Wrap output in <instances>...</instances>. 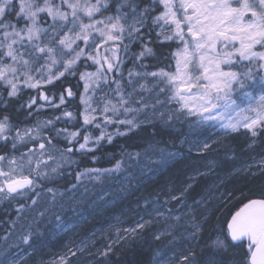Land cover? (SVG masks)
Segmentation results:
<instances>
[{
  "label": "snow or ice",
  "instance_id": "obj_1",
  "mask_svg": "<svg viewBox=\"0 0 264 264\" xmlns=\"http://www.w3.org/2000/svg\"><path fill=\"white\" fill-rule=\"evenodd\" d=\"M178 125L218 132L186 134L190 151L223 153L179 181ZM230 137L248 160L229 175L264 177V0H0V264H28L66 230L76 190L116 174L122 192L158 180L134 226L39 264H126L135 250L147 264H264V192L215 226L212 202L234 193L196 192L236 156Z\"/></svg>",
  "mask_w": 264,
  "mask_h": 264
},
{
  "label": "trees",
  "instance_id": "obj_2",
  "mask_svg": "<svg viewBox=\"0 0 264 264\" xmlns=\"http://www.w3.org/2000/svg\"><path fill=\"white\" fill-rule=\"evenodd\" d=\"M167 52V49H164ZM154 62L153 64H160L162 66L163 61H150ZM72 83H75L73 81ZM66 86V85H65ZM59 87V86H58ZM48 112H44L43 115H48ZM60 126V125H58ZM175 139V147H177V143L181 141L180 134L178 132H173L171 134ZM235 137L236 134H233ZM159 138V137H158ZM168 135H164V139L168 140ZM232 141V144L236 149V156L231 161L229 166L223 168H216L214 170V174H210L207 177H203L200 179L199 185L196 187V192H199L206 185L212 184L213 182L219 184V189L217 190V195L220 192H223L225 196L229 192H233L236 199H233L230 202H224L223 200H215L212 204L217 206V211L213 213L210 220V225L215 226L219 221H223L225 216L228 215L229 212L234 211L236 207L239 206V199L244 197L249 198H260L262 192H264V177L256 176L250 177L244 175L243 173H235L229 175V173H233L234 169L241 167L248 160L247 154H242L240 152L241 147L243 146V140L240 137L233 139L229 138ZM117 143H123L122 140H118ZM172 146L171 144L169 145ZM216 146L213 145V149ZM180 148V155L176 158V161L173 164V167L169 169L170 173H173L177 177V181L184 179L187 174L194 172L196 168L205 164V162L213 159H220L223 153H217V151L210 149L206 153H199L197 151H190L185 149L184 147ZM114 148H108L106 151H114ZM100 156V153H97ZM109 167V163L106 160H101L98 164H92L89 161H84L81 164V167ZM168 173H165L167 175ZM158 179H162L158 178ZM222 181V182H221ZM74 182V177H73ZM158 180H154L151 185H143L141 191H134L126 194L121 199L115 201L112 205L105 207L102 209L100 213L96 216L92 217L91 220L85 221L79 227L80 233H86L89 230H95L96 232L103 231L105 232L101 235V238H98L96 244H100L101 240L105 238L106 235L110 236L114 234L113 226L114 224L119 222H130L134 218H136L143 208L137 207V202L142 201L145 196H148L152 193L153 186L157 183ZM66 186V185H64ZM3 217V214L0 213V218ZM5 227V225H0V232ZM208 232L206 230L205 235ZM69 233L64 232L61 233L60 237L55 240L53 243H49L43 248H41L38 252L33 253L31 256H28L26 259L28 264H36L41 259L45 260L50 257L54 252L60 251L65 248V245L68 241ZM122 261H126V264H147L149 259V255H140L139 250H135V252H120L119 253ZM115 259V257H113Z\"/></svg>",
  "mask_w": 264,
  "mask_h": 264
},
{
  "label": "rangeland",
  "instance_id": "obj_3",
  "mask_svg": "<svg viewBox=\"0 0 264 264\" xmlns=\"http://www.w3.org/2000/svg\"><path fill=\"white\" fill-rule=\"evenodd\" d=\"M150 63H154V62H150ZM175 132H178L180 134V139H183L184 136L187 134L188 141L199 139V140H202L203 142H207L210 144L212 143V141L216 140L218 136V132L213 131V130H205L203 132H199L197 135H193L191 134L187 125H183V126L178 125L177 130ZM178 146L184 147L185 149L189 150V144L187 142L184 143L183 145H181V143L179 142L177 143V147ZM177 147L175 148L179 150L180 148H177ZM191 150L197 151L195 147H193ZM207 162H205V164ZM203 166L204 164H202L198 168L203 170ZM126 183H127V180L123 174H116L112 177L103 178L102 182H94L91 184L85 182L87 189H88L86 192L83 187L78 188L76 190V192L73 195L75 196L77 200L82 201V203L77 206V210L75 214L67 213L65 216V220H66L65 229L66 230L64 232L69 233V238L66 243L67 246H71V244L74 242H79L81 239L88 236L89 233L91 232L96 233L95 241H97L98 238H101V235H103L105 232L103 231L96 232L95 230L93 231L89 230V231H86V233H83V232L80 233L79 228L77 227L82 225L85 221L91 220L92 217L100 213L102 209H104L105 207L112 205L115 201L121 199L126 194L130 193V192L121 191V185L126 184ZM140 213H142V211ZM137 219H139V215L133 220H131L130 222L123 221V222L116 223L113 226H118L121 228L134 226V221H136ZM112 228H113V231L115 232V227H112ZM64 232H62V234ZM0 234H2V230ZM100 242H101L100 244H96L95 242V247L102 249V247L106 243V239L104 238ZM64 250L65 248L60 251L54 252L50 257H48L44 261L51 259L54 254L63 252ZM36 264H39V262H37Z\"/></svg>",
  "mask_w": 264,
  "mask_h": 264
}]
</instances>
